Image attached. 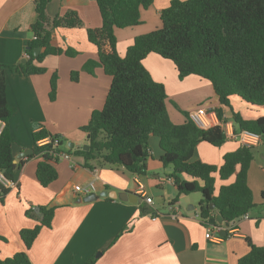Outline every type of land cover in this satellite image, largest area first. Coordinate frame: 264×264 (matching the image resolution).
<instances>
[{
	"label": "crops",
	"instance_id": "1",
	"mask_svg": "<svg viewBox=\"0 0 264 264\" xmlns=\"http://www.w3.org/2000/svg\"><path fill=\"white\" fill-rule=\"evenodd\" d=\"M171 0H154L142 9V22L129 27H116L117 50L124 56L136 36L162 26L161 10ZM76 11L83 24L80 27H57L53 43L63 49L61 54H49L35 63L45 67L44 73L22 75L5 69L8 103L14 108L9 121L15 143V162L24 159L16 173V185L0 198V258L6 259L25 249L20 236L23 228H33L43 215L36 210L41 205L55 207L51 227H43L33 242L29 255L32 264H85L95 256L94 264H238L250 250L247 238L264 246V140L253 146V159L248 171V183L253 192L255 207L235 225L228 228L220 241L206 237L207 223L197 214L202 196L181 194L171 176V168L160 160L159 139H150L148 173L139 175L122 167L100 165L91 160L86 166L83 154L75 153L89 144V137L81 127L88 124L94 110L102 109L111 85V77L103 66L94 72L84 70L89 60H99L98 47L88 39L87 29L102 26L103 20L97 0H49V18ZM36 0H0V64L11 66L27 61L26 50L34 39L31 25L37 19ZM76 51L74 56L66 50ZM144 66L152 77L164 83L167 108L171 120L181 124L189 119L192 110L207 107L221 108L223 118L233 124V111L247 119L264 116V106L254 105L238 95L231 97V107L222 105L212 83L198 75L179 77L173 61L157 53H150ZM79 71L78 80H72ZM58 74L56 98H50L51 77ZM44 126L64 138L63 149L69 157H62L55 167L58 178L43 186L36 171L40 155L19 158L20 152L33 148L34 127ZM215 125V124H213ZM210 125V126H213ZM67 143V146H66ZM242 142L228 137L221 146L202 141L194 158L221 165L223 156L235 151ZM216 193L225 183L218 175ZM232 176L227 183L233 182ZM88 187L89 192L77 191L76 186ZM140 187L153 198L146 202ZM104 190L119 193L135 192L142 202L99 196L96 200L82 198ZM156 199H162L161 206ZM150 212L141 213V205ZM33 207L39 217L26 215ZM156 215V216H155ZM155 216V217H154ZM212 225V224H211ZM219 234V231L216 232ZM99 254V255H98Z\"/></svg>",
	"mask_w": 264,
	"mask_h": 264
},
{
	"label": "trees",
	"instance_id": "2",
	"mask_svg": "<svg viewBox=\"0 0 264 264\" xmlns=\"http://www.w3.org/2000/svg\"><path fill=\"white\" fill-rule=\"evenodd\" d=\"M49 0H36L37 19L31 25L34 32L27 48L29 57L25 63L5 66L0 64V170L5 176L16 180L18 169L24 159L15 162L14 139L10 132V118L14 108L8 103L4 67L22 75L46 71L35 61L41 62L49 54H61L63 49L53 43V30L57 27H80L83 22L76 11L49 18L46 7ZM102 15V26L88 28V39L97 45L99 60H89L84 70L93 73L97 65L103 66L111 77V85L102 109L94 110L88 124L81 129L90 134V149H80L86 166L98 159L100 165L122 167L132 173L146 175L150 157V139L157 137L161 149L160 160L171 168L181 194L200 192V215L204 223H210L215 211L214 204L224 221L244 217L255 207L252 189L248 183V171L253 159V147L242 145L223 156L221 165L194 158L195 149L202 141L221 146L226 140L222 126L208 128L198 126L189 115L181 124L174 123L168 112L167 93L164 83L156 81L143 64L150 53H157L174 62L180 78L198 75L214 86L222 105L232 108L231 97L264 106V0H171L161 10L162 26L135 37L124 56L117 50L116 27H129L142 22V9H148L154 0H97ZM40 47L38 55L34 48ZM74 56L76 51L66 50ZM79 71H73L72 80H78ZM50 98H56L58 74L52 75ZM220 119L223 110L216 108ZM226 121V120H225ZM236 132L249 130L261 134L264 140V116L247 119L233 111ZM34 152L40 155L36 175L43 186L58 178L55 167L60 159L64 138L46 127H34L32 134ZM49 141L41 144V141ZM225 181L216 193L217 176ZM232 176L233 182L227 183ZM1 199L11 189L1 186ZM108 199H112L107 197ZM141 205V213L150 210ZM43 217L33 228H23L20 236L25 249L0 258V264H32L29 250L43 227H51L55 207L41 205ZM26 215L39 217L33 207ZM250 250L238 264H264V246L247 238ZM95 256L85 264H94Z\"/></svg>",
	"mask_w": 264,
	"mask_h": 264
},
{
	"label": "built area",
	"instance_id": "3",
	"mask_svg": "<svg viewBox=\"0 0 264 264\" xmlns=\"http://www.w3.org/2000/svg\"><path fill=\"white\" fill-rule=\"evenodd\" d=\"M26 54H27L26 56L29 57L27 52H26ZM189 115H190V118L201 128H208V127H211L210 125H213V124L222 126V129L224 130L227 137L238 136L239 140L242 142L243 145L253 147V146L258 145L261 141H263V137L259 133L252 132L249 130H240V131L236 132V129L234 128L232 123L227 122V121L219 118V116L216 112V109L211 110L207 107L202 106V107H198V108L192 110ZM3 126H4V123L1 122L0 123V134L2 132ZM48 141H49L48 139H44L41 141V144L46 143ZM69 156L70 155L68 153L64 152L61 154L60 158H62V157L68 158ZM15 185H16V181H12V180L8 179L5 176L4 172L0 170V198L2 196L1 186L11 188ZM75 188L77 191H83L86 193L89 192L88 187L84 188L80 185H77ZM140 189H141L140 194H142L145 197L146 202L149 204H152L153 198L145 193V190L143 187H140ZM245 216L248 217L247 214L244 215V217ZM197 217H199L201 219L200 212L197 214ZM206 225H207L206 237L208 239H211L213 241H220L223 239L222 235L216 233L220 229L218 226H214L213 224L211 225L208 223Z\"/></svg>",
	"mask_w": 264,
	"mask_h": 264
},
{
	"label": "water",
	"instance_id": "4",
	"mask_svg": "<svg viewBox=\"0 0 264 264\" xmlns=\"http://www.w3.org/2000/svg\"><path fill=\"white\" fill-rule=\"evenodd\" d=\"M29 48V47H28ZM41 51L40 47L34 48V54L38 55L39 52ZM25 63L26 60H23ZM88 137H90V134H88ZM84 150H89L90 149V144H86L83 147ZM34 152L33 148H26L20 154L18 155L19 158H23L25 156H29ZM99 196H110L113 198H120L122 200H130L131 202H142L143 198L140 197L138 194L135 192H130L128 190H124L119 193L115 192H109L108 190H104L103 192H100V194L97 193H91L82 198L85 201H93L96 200ZM211 208L214 209L215 215L213 218H211L210 223L213 224L214 226H218L219 229V234L222 236H227L228 234V228L232 225H235L238 221H240L241 218H238L236 220H233L231 222L229 221H224L223 216L218 208L215 207L214 204L211 205ZM36 210L39 212L40 209L37 207ZM99 255V254H98Z\"/></svg>",
	"mask_w": 264,
	"mask_h": 264
},
{
	"label": "rangeland",
	"instance_id": "5",
	"mask_svg": "<svg viewBox=\"0 0 264 264\" xmlns=\"http://www.w3.org/2000/svg\"><path fill=\"white\" fill-rule=\"evenodd\" d=\"M10 70H12L11 68H9ZM15 72V71H13ZM18 73V72H17ZM52 78V77H51ZM15 111V110H14ZM66 146H67V143H66ZM189 195H193V196H202V194L200 192H193V193H190ZM156 202H157V205L162 207L161 206V203H162V199H156ZM95 256H97V254H95Z\"/></svg>",
	"mask_w": 264,
	"mask_h": 264
}]
</instances>
